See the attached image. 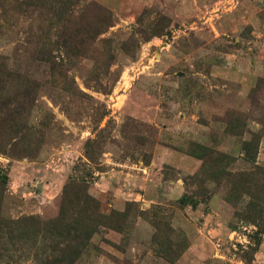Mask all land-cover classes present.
I'll list each match as a JSON object with an SVG mask.
<instances>
[{"label":"rangeland","instance_id":"1","mask_svg":"<svg viewBox=\"0 0 264 264\" xmlns=\"http://www.w3.org/2000/svg\"><path fill=\"white\" fill-rule=\"evenodd\" d=\"M0 264H264V0H0Z\"/></svg>","mask_w":264,"mask_h":264}]
</instances>
